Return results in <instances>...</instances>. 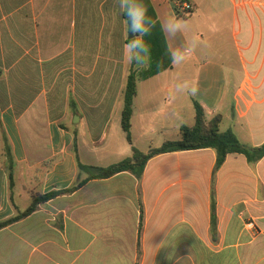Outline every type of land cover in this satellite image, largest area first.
I'll return each mask as SVG.
<instances>
[{"label": "crops", "instance_id": "0c3cea01", "mask_svg": "<svg viewBox=\"0 0 264 264\" xmlns=\"http://www.w3.org/2000/svg\"><path fill=\"white\" fill-rule=\"evenodd\" d=\"M200 1H187L192 32L163 31L171 55L199 38L186 63L150 78L142 75L150 65H135L131 135L143 152L193 126L194 101L208 118L223 116L221 131L264 144V0ZM150 2L161 27L169 12L179 17L173 0ZM226 27L243 70L212 57ZM127 35L118 0H0L1 220L25 210L33 193L87 178L79 162L106 167L132 155L119 133ZM185 80L195 95L174 93ZM91 111H107V122ZM216 160L213 149L171 152L151 158L141 178L90 180L1 229L0 264H264V157L230 154L215 171Z\"/></svg>", "mask_w": 264, "mask_h": 264}, {"label": "trees", "instance_id": "16d2710c", "mask_svg": "<svg viewBox=\"0 0 264 264\" xmlns=\"http://www.w3.org/2000/svg\"><path fill=\"white\" fill-rule=\"evenodd\" d=\"M142 2L148 9V15L155 22L151 34L145 38L151 48V63L148 69L143 71L142 75L144 78H150L172 67V55L167 47L163 29L157 20V15L150 0H142ZM124 18L127 19L125 14ZM1 76L2 71L0 70V77ZM137 82L138 72L137 69H135V64H131L124 91L121 125L126 134L127 141L132 145V155L106 167L84 165L79 162V169L88 175L87 178L65 190L51 191L46 194L33 193L31 203L25 210L18 209L17 214L10 219H0V230L31 215L41 204L62 194L73 193L90 180L107 179L123 172H131L138 178H141L148 161L160 154L213 149L216 151L217 155L215 171L223 165L227 156L230 154L244 155L249 163L258 162L264 157V144L256 147L246 146L232 130L221 131L220 126L223 116L221 114H216L212 118H208L204 107L198 101H194L195 124L193 126H181L179 139L168 140L159 147H151L146 152L137 149L133 146L131 135L134 99L137 95Z\"/></svg>", "mask_w": 264, "mask_h": 264}, {"label": "clouds", "instance_id": "9594fccd", "mask_svg": "<svg viewBox=\"0 0 264 264\" xmlns=\"http://www.w3.org/2000/svg\"><path fill=\"white\" fill-rule=\"evenodd\" d=\"M119 8L126 15L127 31L130 39L124 45V54L129 64L141 68L151 63V48L146 37L151 34L155 22L148 15V9L142 0H118ZM168 37L175 38L188 32L189 22L182 18L170 16L162 25ZM200 41L195 35L191 36L180 49L172 53L171 61L174 66L186 63L197 51ZM198 87L191 81H179L174 85V93L178 95H195Z\"/></svg>", "mask_w": 264, "mask_h": 264}, {"label": "rangeland", "instance_id": "374dc122", "mask_svg": "<svg viewBox=\"0 0 264 264\" xmlns=\"http://www.w3.org/2000/svg\"><path fill=\"white\" fill-rule=\"evenodd\" d=\"M207 2L206 0H201L200 2ZM213 1V0H212ZM203 5H206L205 3H203ZM169 17L172 16L171 13L169 12ZM182 19L184 18V16H180ZM191 24L193 23H190L189 22V26H190V30L192 32V28H191ZM229 25V24H228ZM228 27H226V29L224 30H220L218 31V33L214 36L213 38V42H214V51L212 52V57L215 58L216 60H218L219 62L225 64L228 68L229 65H235L236 66V69H241L243 70V67L241 65V63L239 62L235 52H234V49L235 47L232 46V49H231V46H230V42H229V37L227 36L228 34ZM227 31V32H226ZM97 33V31H96ZM127 37H130L129 33L127 35ZM124 42H123V45H122V52H124ZM231 51V52H230ZM98 50H97V46L95 45H91V54L92 56L91 57H95V55L97 54ZM229 56H231L229 58ZM232 57H235L234 60L230 61V60H227L228 58L231 59ZM178 66H175V69H177ZM95 80V78H94ZM93 81V80H91ZM232 86V85H231ZM120 107L122 108L123 107V99L121 100L120 102ZM93 113H96V119L98 121H100L99 123L101 124H104L105 122H107V119L109 117V114L107 111H91ZM119 119H120V114L119 112L117 111L114 115V118H113V121H112V125H111V133L113 131V128L114 126L116 125V127L118 128L119 127ZM92 121V120H91ZM224 127V126H223ZM96 128V127H95ZM119 133L120 135L122 136L125 132L123 131L122 128H119ZM177 134V132H176ZM127 139V138H126ZM179 139V135L177 134L175 136V139Z\"/></svg>", "mask_w": 264, "mask_h": 264}, {"label": "built area", "instance_id": "2783aa9c", "mask_svg": "<svg viewBox=\"0 0 264 264\" xmlns=\"http://www.w3.org/2000/svg\"><path fill=\"white\" fill-rule=\"evenodd\" d=\"M174 11L177 16H188L192 11L190 3L184 0H173Z\"/></svg>", "mask_w": 264, "mask_h": 264}]
</instances>
